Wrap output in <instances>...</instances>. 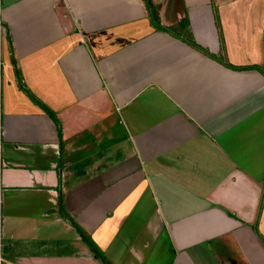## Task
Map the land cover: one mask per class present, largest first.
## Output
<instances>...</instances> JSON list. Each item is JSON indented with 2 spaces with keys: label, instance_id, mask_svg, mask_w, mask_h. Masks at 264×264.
Here are the masks:
<instances>
[{
  "label": "crops",
  "instance_id": "crops-1",
  "mask_svg": "<svg viewBox=\"0 0 264 264\" xmlns=\"http://www.w3.org/2000/svg\"><path fill=\"white\" fill-rule=\"evenodd\" d=\"M0 26V264H103L60 195L109 264H264V0H0Z\"/></svg>",
  "mask_w": 264,
  "mask_h": 264
},
{
  "label": "trees",
  "instance_id": "trees-1",
  "mask_svg": "<svg viewBox=\"0 0 264 264\" xmlns=\"http://www.w3.org/2000/svg\"><path fill=\"white\" fill-rule=\"evenodd\" d=\"M151 16L153 18L152 20H154L153 22L155 23L156 28L159 29L160 31L167 32V33L171 34L172 36L182 40L185 43H187L189 46H191L195 50L200 51L209 57L215 58L212 54H210L208 51H206L204 48H202L201 46H199L195 42V40L192 36V33L190 31L189 21L187 19L181 21L176 26L166 28V27H162V25L159 24V18L157 16L156 11L152 10ZM32 99L34 101H36L37 103H39V105H41L44 108V111L56 122V124L58 126V130L61 134V132H62L61 122H60L59 118L57 117V115L51 109H49L46 105H43L42 103H40L37 100V98H35L34 96H32ZM58 212L70 221L72 226L75 228V230L81 236L82 240L90 247L92 253L99 260H101V262L103 264H109L105 255L99 250V248L93 242L91 236L87 233V231L67 212V210L64 206V195H60V197L58 199Z\"/></svg>",
  "mask_w": 264,
  "mask_h": 264
},
{
  "label": "built area",
  "instance_id": "built-area-1",
  "mask_svg": "<svg viewBox=\"0 0 264 264\" xmlns=\"http://www.w3.org/2000/svg\"><path fill=\"white\" fill-rule=\"evenodd\" d=\"M0 28H1V26H0Z\"/></svg>",
  "mask_w": 264,
  "mask_h": 264
}]
</instances>
